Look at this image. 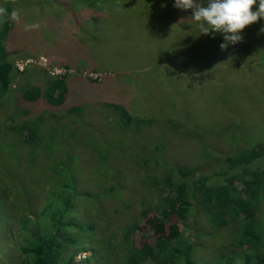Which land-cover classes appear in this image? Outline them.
Returning <instances> with one entry per match:
<instances>
[{"label":"rangeland","instance_id":"rangeland-1","mask_svg":"<svg viewBox=\"0 0 264 264\" xmlns=\"http://www.w3.org/2000/svg\"><path fill=\"white\" fill-rule=\"evenodd\" d=\"M170 1L0 0L8 12L4 48L17 70L0 100V120L13 117L19 125L25 119L12 108L11 95L19 90L42 91L61 77L68 92L63 104L38 105L28 116L51 117L42 127L40 145L27 150L0 125V160L22 176H35L23 183V194L39 191L41 202L47 183L68 184L66 195L80 225L67 233L79 239L63 248L58 260L71 256L72 264H125L109 253L112 242L106 240L126 234L138 246L167 233L174 217L158 219L152 210L165 193L157 184L161 168L187 186L196 178L212 185L264 171V20L246 26L242 42L221 49L222 34H200L192 11L177 16ZM169 7V13L162 11ZM13 11L18 18H10ZM239 150L251 152L252 160L229 167L227 156ZM12 186L0 174V264L22 258ZM193 198L198 206L200 197L194 193ZM199 214L200 247L192 254L193 264H239L230 244L241 221L215 230ZM257 221L262 225L264 217ZM90 225L92 234L78 233ZM186 232L193 238L192 230Z\"/></svg>","mask_w":264,"mask_h":264},{"label":"trees","instance_id":"trees-1","mask_svg":"<svg viewBox=\"0 0 264 264\" xmlns=\"http://www.w3.org/2000/svg\"><path fill=\"white\" fill-rule=\"evenodd\" d=\"M172 2L173 0L168 2L170 7H172ZM170 7L169 9L163 8L162 11L169 13ZM184 11L178 9L175 14L180 16ZM0 27L1 100L6 96L11 77L17 70L7 60V48H4L9 41V39L2 38L7 31V24L2 22ZM75 79L87 80L77 76ZM67 93L66 84L61 77L53 78L42 91L34 86L19 90L18 94L11 95L12 108L15 116H19L20 119L24 116L25 119L17 125L13 117H6L0 120V125L6 127L7 134H12L26 145L27 150L29 147L40 145L44 142L42 127H47L46 124L51 117L40 115L33 120H28V116H31L38 105L48 107L63 104ZM49 133L50 129L45 136ZM244 150L229 154L226 159L227 165L229 167L246 166L252 160V154ZM13 161L15 164L18 162L14 159ZM17 169V167L8 169L6 162L0 160V174L13 184L12 206L20 212L18 226L21 231V241L19 240L21 243L18 250L22 258L17 264H72L71 256L63 259L59 257L58 260L60 251L68 246L74 247L79 239L67 233L71 227L79 231L80 225L76 223L74 204L66 195V191H69L68 184L60 181L50 186L47 183L48 189L45 190L43 201L40 202L39 191L30 188L29 195L23 194V183L27 180L31 181L35 176H22ZM174 173L176 175L178 169L174 170ZM247 173L244 172V175L250 178L246 180L229 176L221 184L210 185L205 184L203 178H196L191 185L187 186L184 182L176 181L171 170L161 168V177L157 180V184L165 193L160 205L152 210L159 217L158 219L165 216L174 217L176 224L167 233L154 236L150 244L143 242L134 246L126 234H123L119 241L111 237V240H106V242H112L109 253L116 258H124L125 264H141L146 260H150L153 264H193L191 257L200 247L197 239L201 237L195 221L199 213H202L201 215L206 220L208 219L209 226L215 230L240 220L238 233L230 244L233 257L238 260L239 264H264V222L261 225L257 221L258 217H264V214L260 212L264 205V171L255 170L247 171ZM56 175L58 174L55 173L54 179ZM235 183H239L240 187L235 189ZM109 187L115 190L120 189L119 185ZM1 192L3 191L0 190ZM194 193L198 195V198L200 197L198 206L193 204ZM46 200L49 202L43 205ZM247 216H249L248 219H246ZM101 217V221H105L106 218H103V215ZM81 229L84 230V226ZM187 230L193 231V238L186 232ZM91 231L92 226L90 225L78 233L88 235L92 234ZM113 242L120 243L115 245ZM224 263L229 262H220V264Z\"/></svg>","mask_w":264,"mask_h":264},{"label":"clouds","instance_id":"clouds-1","mask_svg":"<svg viewBox=\"0 0 264 264\" xmlns=\"http://www.w3.org/2000/svg\"><path fill=\"white\" fill-rule=\"evenodd\" d=\"M173 7L190 9L200 34H222L224 43L220 45L221 49L242 42L241 33L245 27L264 20V0H173ZM7 15V9L0 7V22ZM10 18H18V13L13 11ZM260 32L264 33V27Z\"/></svg>","mask_w":264,"mask_h":264}]
</instances>
